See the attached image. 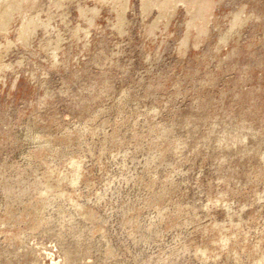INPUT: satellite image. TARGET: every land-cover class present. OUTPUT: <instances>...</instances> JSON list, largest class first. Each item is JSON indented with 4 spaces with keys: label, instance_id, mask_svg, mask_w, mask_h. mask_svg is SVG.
Segmentation results:
<instances>
[{
    "label": "rangeland",
    "instance_id": "1",
    "mask_svg": "<svg viewBox=\"0 0 264 264\" xmlns=\"http://www.w3.org/2000/svg\"><path fill=\"white\" fill-rule=\"evenodd\" d=\"M0 264H264V0H0Z\"/></svg>",
    "mask_w": 264,
    "mask_h": 264
},
{
    "label": "bare ground",
    "instance_id": "2",
    "mask_svg": "<svg viewBox=\"0 0 264 264\" xmlns=\"http://www.w3.org/2000/svg\"><path fill=\"white\" fill-rule=\"evenodd\" d=\"M189 35V34H188ZM188 37V36H187Z\"/></svg>",
    "mask_w": 264,
    "mask_h": 264
}]
</instances>
